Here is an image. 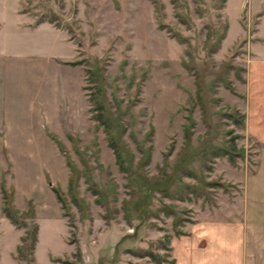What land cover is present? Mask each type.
<instances>
[{
    "label": "rangeland",
    "instance_id": "rangeland-1",
    "mask_svg": "<svg viewBox=\"0 0 264 264\" xmlns=\"http://www.w3.org/2000/svg\"><path fill=\"white\" fill-rule=\"evenodd\" d=\"M255 52L264 0H0V264H183L203 222L238 213L256 165L240 115Z\"/></svg>",
    "mask_w": 264,
    "mask_h": 264
},
{
    "label": "crops",
    "instance_id": "crops-1",
    "mask_svg": "<svg viewBox=\"0 0 264 264\" xmlns=\"http://www.w3.org/2000/svg\"><path fill=\"white\" fill-rule=\"evenodd\" d=\"M246 87V129L261 142L256 165L241 176L238 213L203 222L197 239L185 244L183 264H264V55L255 52L248 60Z\"/></svg>",
    "mask_w": 264,
    "mask_h": 264
},
{
    "label": "trees",
    "instance_id": "trees-1",
    "mask_svg": "<svg viewBox=\"0 0 264 264\" xmlns=\"http://www.w3.org/2000/svg\"><path fill=\"white\" fill-rule=\"evenodd\" d=\"M67 63L69 64H76L77 62H79L78 60H68L66 61ZM200 90H202V87L199 85L198 83V86L196 87V94L197 96H199V94L201 93ZM94 107L96 108L95 109V112L93 113V116L94 118H96L98 120V122L100 124H102L105 132H106V136H107V141H108V144L112 147V150L114 152V155H115V160L117 161V163L119 164L120 168L124 169V170H127L129 169L128 166L125 164V162H127V158H126V151L124 149V146L122 147V145H119L118 142H117V139H116V136L113 132V129H114V124H113V121L111 120V118H109V116L105 115L104 113V104L100 101H96L95 104H94ZM242 117H244L245 119V113H241L240 114ZM193 124H194V121L192 120L191 116L187 115L186 116V121L183 123V137H184V140H185V145H184V150H182L179 154V161L183 162L184 158H185V164L187 163V152H188V147H189V139H190V136H191V131H190V128L193 127ZM233 142V138L230 140V147L228 150H224V154H227L228 157L233 161L235 159V156L237 154V152L235 151V148H236V145ZM62 147V144L61 146ZM66 162L71 165V162L66 159ZM163 174L162 176L164 177H169V174L165 171H162ZM77 177V174H75V172L73 171L72 173H70L69 175V179H68V184H69V187L72 189V185L75 181ZM53 190L55 192V195L57 197V199L61 202V205L63 206L64 204V198H63V195H62V191L61 189L59 188H56V187H53ZM4 192V191H3ZM6 193V192H5ZM8 194H4V196ZM7 199V198H6ZM2 209L5 211L6 215L12 220L15 222V218H14V214L13 212L10 210V207H9V204H8V201L5 200L3 202V206H2ZM63 214H66V211H63ZM176 233H182L183 231L182 230H179V229H176L175 231ZM26 238H27V235H23L22 236V239L25 240L23 241L22 240V243L19 244L18 246V251H19V254L20 256L22 254H24V251L23 249L24 248H27L25 244L26 243ZM164 239V243L163 246L165 247V249L168 251V249H170V245H169V242H170V235H168V233H166V235L163 237ZM149 254H151L154 258H155V255L152 253V251H149ZM172 262L175 261L174 257L171 258Z\"/></svg>",
    "mask_w": 264,
    "mask_h": 264
}]
</instances>
